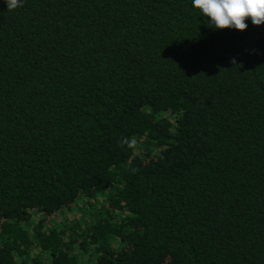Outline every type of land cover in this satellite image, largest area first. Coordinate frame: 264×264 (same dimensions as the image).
<instances>
[{"label": "trees", "instance_id": "16d2710c", "mask_svg": "<svg viewBox=\"0 0 264 264\" xmlns=\"http://www.w3.org/2000/svg\"><path fill=\"white\" fill-rule=\"evenodd\" d=\"M247 24L192 0H0V264H264Z\"/></svg>", "mask_w": 264, "mask_h": 264}, {"label": "clouds", "instance_id": "9594fccd", "mask_svg": "<svg viewBox=\"0 0 264 264\" xmlns=\"http://www.w3.org/2000/svg\"><path fill=\"white\" fill-rule=\"evenodd\" d=\"M9 11L23 7L24 0H4ZM195 8L207 18L208 26L215 29L233 28L244 31L250 19L256 26L264 24V0H192ZM236 64L235 58L232 60ZM134 137H124L120 145L135 149Z\"/></svg>", "mask_w": 264, "mask_h": 264}]
</instances>
